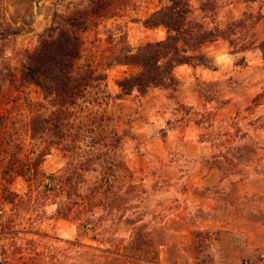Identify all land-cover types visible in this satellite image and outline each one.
I'll return each instance as SVG.
<instances>
[{
    "label": "rangeland",
    "instance_id": "rangeland-1",
    "mask_svg": "<svg viewBox=\"0 0 264 264\" xmlns=\"http://www.w3.org/2000/svg\"><path fill=\"white\" fill-rule=\"evenodd\" d=\"M169 0H0V264H264V59L257 49L232 54L228 42L208 43L209 67L177 68L175 90L121 95L116 81L139 68L115 63L122 50L166 37L144 21ZM192 21L222 27L245 12L264 15V0H218L214 19L192 1ZM90 12L80 32L76 66L106 71L112 98L100 108L125 135L121 155L144 193L124 214L101 207L91 226L57 215L50 176L77 160L52 148L32 183L21 172L37 167L30 137L40 88L24 84L20 69L51 25L54 12ZM264 39V19L254 29ZM7 34V36H5ZM246 62H243L242 57ZM235 174L215 158L243 147ZM230 154V153H229ZM93 182L95 175L90 174ZM103 219L100 221V219ZM134 219L136 225L126 222ZM112 220H115L114 222ZM145 225L158 258L131 249ZM138 244V243H137ZM136 246V244H134ZM147 245H150L147 244ZM147 245L143 247L148 248Z\"/></svg>",
    "mask_w": 264,
    "mask_h": 264
},
{
    "label": "trees",
    "instance_id": "trees-1",
    "mask_svg": "<svg viewBox=\"0 0 264 264\" xmlns=\"http://www.w3.org/2000/svg\"><path fill=\"white\" fill-rule=\"evenodd\" d=\"M192 1L169 0L168 5L145 19L146 28L165 29L164 39L122 50L115 56L117 65L139 68L138 73L116 81L121 95H132L137 91L145 96L152 88L175 90L179 85L177 68L209 67L212 58L203 47L219 40L228 42L232 54L257 49L264 59V39L258 40L254 32L256 25L264 19L261 12L257 15L245 12L224 27L218 24L208 27L203 22L189 19ZM197 1L200 10L214 19L218 0ZM254 1L246 0L247 3ZM89 14V11L84 13L77 9L66 14L54 12L51 25L40 37L39 46L27 52L20 69L21 82L34 85L43 92V101L33 106L29 119L30 137L38 147L34 159L37 167L28 174L21 172V176L32 183L42 181L46 174L40 170V164L54 147L75 158L76 162L52 174L50 182L55 185L57 215L79 221L87 228L91 224L89 214L96 207H101L108 215H119L117 220H120L131 209L130 202L144 193L133 182L132 171L121 155L125 135L112 125L108 115L99 111L112 98L106 71L76 66L81 50L80 32L87 30ZM242 60L246 62L244 56ZM2 121L0 118V125ZM245 149L247 146L229 147L225 153L220 152L214 164L225 174L239 173ZM90 174L95 175L93 182L89 179ZM126 222L136 225L132 218ZM144 227H136V236L141 239L133 238L131 249L154 261L158 254L151 249L153 239L143 232ZM91 230L94 227L91 226Z\"/></svg>",
    "mask_w": 264,
    "mask_h": 264
},
{
    "label": "built area",
    "instance_id": "built-area-1",
    "mask_svg": "<svg viewBox=\"0 0 264 264\" xmlns=\"http://www.w3.org/2000/svg\"><path fill=\"white\" fill-rule=\"evenodd\" d=\"M261 257L264 258V254ZM245 264H254V261L253 259H250L249 261H246Z\"/></svg>",
    "mask_w": 264,
    "mask_h": 264
}]
</instances>
